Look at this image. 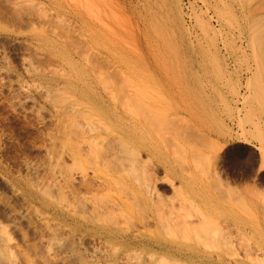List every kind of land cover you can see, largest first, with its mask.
Returning <instances> with one entry per match:
<instances>
[{
	"label": "rangeland",
	"instance_id": "rangeland-1",
	"mask_svg": "<svg viewBox=\"0 0 264 264\" xmlns=\"http://www.w3.org/2000/svg\"><path fill=\"white\" fill-rule=\"evenodd\" d=\"M263 35L264 0H0V264H174L164 249L143 246L126 259L98 226L104 218L150 237L159 234L145 208L155 219L196 218L180 187L218 205L221 224L233 210L245 235L264 237V110L246 99L258 68L264 86ZM61 90L83 99L55 101ZM93 106L159 146L176 173L171 186L153 168L159 200L144 190L141 168L128 165L131 153L109 137L88 140L106 136L85 115ZM235 241L226 253L216 241L204 249L264 264V252Z\"/></svg>",
	"mask_w": 264,
	"mask_h": 264
},
{
	"label": "bare ground",
	"instance_id": "bare-ground-1",
	"mask_svg": "<svg viewBox=\"0 0 264 264\" xmlns=\"http://www.w3.org/2000/svg\"><path fill=\"white\" fill-rule=\"evenodd\" d=\"M262 38H263V40H264V35L262 36ZM260 74V68H258L256 71H255V73H254V77L252 76V79L250 80V85L252 86V91H250V93H249V95H247L246 96V99H247V97H248V100H247V103H249V99H254L255 100V103L256 104H258L259 105V107H261V109H263L264 110V97H263V93H264V86H262V85H260L258 82H257V80H256V77L258 76ZM248 84V83H247ZM57 94V93H56ZM58 96H57V99H55V101H58L59 99H61V100H69V102L70 101H73V99L74 100H76V101H80L81 99H83V95H74V96H71L70 95V93H68L67 91H64V90H61L60 92L58 91V94H57ZM110 95V94H109ZM112 95V94H111ZM111 95L109 96V97H111ZM106 96H108V95H106ZM85 98L87 99V101L88 100H90V99H88L89 97L88 96H86L85 95ZM251 102V101H250ZM55 103V102H54ZM58 103V102H57ZM123 109V108H122ZM124 109H126V108H124ZM127 109H128V111H129V108L127 107ZM85 112V111H84ZM131 112V111H130ZM152 112V111H151ZM81 114H82V112H81ZM85 115L90 119V118H92V119H94L96 122H97V124H100L102 127H103V129H104V132H105V135L106 136H104V134H103V136H100V135H97V136H93V134H92V137H88V140L90 139V140H92V141H94V139H96V140H98L97 138L99 137L100 138V141L102 142V140H104L105 139V137H109V139H111V141H115V142H117L118 143V145L120 146V148H121V150L120 151H122V149L123 150H126L129 154L131 153V155H130V157H131V159H133L130 163H128L129 161H128V159H130V158H126V161H128V162H126V165H127V163H128V165L131 167V169L135 172V169H136V167H140L141 168V170L142 171H140V173L142 172L143 174H144V178H143V181L141 182L140 181V179H139V181L142 183V184H144L145 185V187H144V190L146 191V193H148L149 194V197L151 196H153V197H156L158 200L161 198V196L162 195H160L161 193H159L156 189H154L153 188V186H154V182H156L157 181V177L154 175V174H156L155 172L157 171V167H159L160 166V168H162V170L164 171V173H165V179L162 181L163 183H167V185L168 184H170L171 186H172V184H173V180L176 178V173H175V170H173L172 168H170V167H168L167 166V164L165 163L166 161L161 157V155H160V150H159V146L156 144V143H154L153 141H152V139H147L146 138V136H142L141 134H139L140 132H139V130H138V128L137 129H131L130 127H129V125H126V124H123V122H122V117H120L119 115H118V113H114V112H109L108 110H106L105 108H103V107H96V106H93V107H89L88 108V110H87V112H85ZM145 115V114H144ZM146 116V115H145ZM153 116V115H152ZM151 115H149V117L151 118L152 117ZM155 116V115H154ZM144 117V116H143ZM149 117H148V119H149ZM85 119V118H84ZM144 118H142V120H143ZM154 120L156 119V117H154L153 118ZM152 119V120H153ZM169 120V119H168ZM85 121V120H84ZM90 121H92V120H90ZM88 122V120H86V122L87 123H91V122ZM144 121V120H143ZM145 121H147V120H145ZM144 121V122H145ZM149 121V120H148ZM147 121V122H148ZM157 121V120H156ZM94 122V121H93ZM95 122V123H96ZM147 122H146V124H147ZM167 122H169V121H167ZM173 122V121H172ZM86 123V124H87ZM170 123H171V121H170ZM86 124H84V126L83 127H85V125ZM172 124H174V123H172ZM90 125V124H89ZM89 125L87 126V127H89ZM99 125V126H100ZM144 125V124H143ZM149 125V124H148ZM175 125V124H174ZM92 126H93V124H92ZM95 126V125H94ZM99 126H97V128H99ZM151 126V125H150ZM170 126H173V125H170ZM153 127H154V125H153ZM90 128V127H89ZM96 128V127H95ZM101 128V127H100ZM151 128V127H150ZM84 129V128H83ZM87 129V128H86ZM152 129V128H151ZM95 130V129H94ZM100 130V129H99ZM102 130V129H101ZM90 131V130H89ZM92 131V130H91ZM153 131V130H152ZM155 131V130H154ZM99 134V133H98ZM79 135V134H78ZM153 135V134H152ZM160 135V134H159ZM91 136V135H90ZM160 137H161V135H160ZM158 138V137H157ZM84 139V138H83ZM95 140V141H96ZM94 141V142H95ZM106 141H107V139H106ZM110 141V140H109ZM79 142V141H78ZM104 142V141H103ZM102 142V143H103ZM96 143H98V142H96ZM101 143V144H102ZM107 143H108V141H107ZM90 144H91V141H90ZM100 143H99V145H101ZM97 146V145H96ZM101 147H104V146H101ZM101 147H99L98 149H101ZM113 147H114V145H112V149H113ZM89 148H91V147H89ZM105 148H106V146H105ZM105 148H103V152H104V154H105ZM110 148V147H109ZM70 149V148H69ZM118 149V152H119V148H117ZM142 149H144L146 152H147V154H148V156H146L145 158H143V160L142 159H140V157H139V155H140V152H141V150ZM108 150V149H107ZM115 150H116V148H115ZM143 150V151H144ZM71 151V150H70ZM70 151H68V152H70ZM89 151V150H88ZM260 151V150H259ZM67 152V153H68ZM72 152V151H71ZM70 152V153H71ZM78 151H76V153H77ZM102 152V151H101ZM103 152L101 153V154H103ZM69 153V154H70ZM73 153V152H72ZM114 153V152H113ZM121 153V152H120ZM119 153V154H120ZM260 153V152H259ZM79 154L80 153H78L77 155L79 156ZM118 154V153H117ZM122 154V153H121ZM68 155V154H67ZM72 155V154H71ZM73 155H75V154H73ZM72 155V156H73ZM69 156V155H68ZM105 156V155H104ZM110 156V155H109ZM120 156V155H119ZM124 156H126V155H124ZM74 157V156H73ZM115 157H117L116 155H115ZM69 158V157H68ZM76 158V157H75ZM102 158H104V157H102ZM120 158V157H119ZM122 158V157H121ZM142 158V157H141ZM232 158H233V156H232ZM124 160H125V158H123ZM145 159V160H144ZM234 159L236 160V158L234 157ZM238 159H239V157H238ZM76 160V159H75ZM74 160V161H75ZM105 160V159H104ZM103 159H102V161H104ZM107 160V159H106ZM118 160V159H117ZM235 160H233V162H235ZM259 161H258V165L260 166V164L261 163H264V156L262 155V154H259V159H258ZM73 161V162H74ZM110 161V160H109ZM121 161V160H120ZM240 161H243V160H240ZM239 161V162H240ZM76 162H77V160H76ZM118 162H119V160H118ZM124 162V161H123ZM238 161H236L235 163H237ZM239 162L237 163L239 166H240V164H239ZM78 163V162H77ZM76 163V164H77ZM106 163V162H105ZM108 163V162H107ZM110 163V162H109ZM112 163V162H111ZM125 163V162H124ZM241 163V162H240ZM74 164V163H73ZM73 164L71 163V164H69L70 166H72L73 167ZM80 164V163H79ZM112 164H115V163H112ZM117 164V163H116ZM120 164V163H119ZM233 164V163H232ZM231 164V165H232ZM236 164V165H237ZM68 165V166H69ZM78 165V164H77ZM122 165V164H121ZM125 165V166H126ZM242 165V164H241ZM70 166H69V169H70ZM75 166V165H74ZM109 166H111V165H109ZM116 166V165H115ZM120 166V165H119ZM122 166H124V165H122ZM122 166H120L122 169H120V170H124V172L123 173H126L125 172V168L127 167H122ZM117 167H118V165H117ZM120 167H118V168H120ZM129 167V168H130ZM156 167V168H155ZM242 167V166H241ZM258 167V166H257ZM128 168V167H127ZM156 169L155 170V172L153 173V171H154V169ZM114 169V168H113ZM159 169V168H158ZM67 170H68V168H67ZM66 170V172H68ZM74 170H76V167H75V169ZM116 170V169H115ZM120 170L118 169L117 171H119L120 172ZM132 170H131V172H132ZM137 170V169H136ZM71 171V170H70ZM150 171V172H149ZM74 173V172H73ZM117 173V172H116ZM133 173V172H132ZM139 173V172H138ZM141 173V174H142ZM127 174V173H126ZM66 175H67V173H66ZM73 175V174H72ZM71 175V176H72ZM130 177V176H129ZM132 177H135V176H132ZM141 177H142V175H141ZM73 179H74V177H72ZM159 178V177H158ZM181 178V177H180ZM68 179H70L69 177H68ZM138 179L136 178L135 179V181H134V183H133V185H135L136 183H137V185L139 186V184H141L139 181H137ZM125 181V180H124ZM70 182H71V180H70ZM136 182V183H135ZM68 183H69V180H68ZM81 183V182H80ZM69 184H72V183H69ZM83 184V183H82ZM141 184V185H142ZM68 185V184H67ZM130 185V184H129ZM159 185V184H158ZM175 185V184H174ZM73 186V185H72ZM157 186V185H156ZM77 187V186H76ZM133 187V186H132ZM135 187H137V186H135ZM143 187V186H142ZM166 187V186H165ZM165 187H164V189H165ZM80 188V187H79ZM134 188V187H133ZM178 188V187H177ZM71 190H72V188H70ZM78 189V188H77ZM135 189V188H134ZM134 189H130V190H133L134 192L136 191V189L134 190ZM167 189V188H166ZM174 189V188H173ZM178 189H182L183 190V192H184V198L188 201V203H187V205L185 206V207H187V209L189 210V209H192V210H194V211H196V212H194L195 214L198 212V216L196 215L195 217L196 218H194V214H191V213H189V212H187V210L185 211V212H187V213H183V211H182V213L181 212H179V213H181V215L178 213V219H174L173 221L172 220H168V219H161V216H162V212H161V215L159 214V212H158V214L156 215V219L154 218L155 217V214L153 213L154 211L153 210H151V209H148V208H145V209H143V207H142V209H143V211H145V214H148V216H146V218L145 219H147L148 218V220H149V217H150V219H151V221H152V223H153V225H154V231L157 233V234H162L161 233V229L163 230V234H165V235H155L154 233H153V235L152 236H150V237H147V236H145L144 235V233L143 234H126V233H124V232H122V231H120V230H117V229H115L113 226H111V225H108L105 221H102V220H100L99 221V219H98V221H99V226H98V229H99V233H100V237H102V238H104L105 239V241L106 242H108V243H111L112 244V246H111V248L113 247V250H111L112 252L113 251H115L116 253L118 252V253H120V252H122L121 254H123V256H125L126 257V259H128L127 258V256H130V254L132 253V252H130V250L131 251H133V249L135 250V248L136 247H140V246H143V247H145V248H150V249H164V251H167V253L169 254L170 253V255L168 256L169 258H167V256H166V258H165V260L168 262H173L174 264H247L246 263V261H243V259L242 260H237V258H235V260H233L231 263H229L228 261H227V258L225 259V255L223 256V255H220V254H218V249L216 248V250H217V254H216V256H213L212 255V253H210L209 251H207V250H205L204 248H206V247H218L217 246V244L216 245H214V242L215 243H217L218 242V244L219 245H222L223 243L224 244H226V245H224L223 244V247L224 246H228V247H230V248H232V246H233V248L235 247L234 246V242L233 241H235L237 238H238V244H243V248H244V245H245V247H248V248H246L247 250L248 249H251L252 247H253V249L255 250V249H257V250H260L261 252H264V237H261V236H259V235H257V234H251V236L250 235H248L247 236V234L245 235V233H244V231H243V228H242V226H241V224H240V220H239V217L238 216H236V213L233 211V210H231V211H229L228 212V217H227V219L229 220L228 222H231V223H229V224H221L220 223V218H217L216 217V215L217 214H219L220 215V210H219V206L217 205V206H215V205H208L209 204V202H208V204L207 203H203L201 200L202 199H200V197H198V195H196L195 193H192V192H190V191H188V189L186 190V188L185 187H180V188H178ZM229 189H231V188H229ZM229 189H227V190H229ZM140 190V189H139ZM182 190H181V192H182ZM69 191V190H68ZM73 191H75V190H73ZM131 192L132 194L134 193V192ZM144 191V192H145ZM160 191V190H159ZM175 191H177V190H175L174 189V191H173V194H175L176 192ZM180 191V190H179ZM233 190H231L230 192H232ZM164 192V191H163ZM171 192H172V190H171ZM175 192V193H174ZM229 192V191H228ZM234 192V191H233ZM69 193V192H68ZM140 193V192H139ZM70 194V193H69ZM68 194V195H69ZM74 194V193H73ZM77 194H78V192H77ZM77 194H75V196L77 195ZM147 194V195H148ZM179 195H180V193H178ZM229 194H231V193H229ZM233 194V193H232ZM134 195H135V193H134ZM140 195V194H139ZM138 195V196H139ZM175 195H177V194H175ZM171 196L173 197V195L171 194ZM77 197V196H76ZM79 197H81V196H79ZM135 197V196H134ZM170 197V196H169ZM172 197H170V198H172ZM176 197V196H175ZM174 197V198H175ZM136 198V197H135ZM135 198H130L131 200H133L134 201V199ZM141 198V197H140ZM139 198V199H140ZM145 198V196L142 198V199H144ZM74 199V198H73ZM80 199H82V198H79V200ZM136 199H138V198H136ZM138 199V200H139ZM169 199V198H168ZM167 199V200H168ZM180 199V198H179ZM70 200V199H69ZM77 200V199H76ZM145 200V199H144ZM153 200V199H152ZM162 200V199H161ZM166 200V201H167ZM184 200V199H183ZM81 201V200H80ZM85 202H86V200H84ZM140 201V200H139ZM157 201V200H156ZM165 201V200H164ZM163 201V202H164ZM169 201V200H168ZM67 202V201H66ZM83 202V201H82ZM84 202V203H85ZM132 202V201H131ZM159 202V201H158ZM163 202H162V204H163ZM177 202H180L181 203V201H177ZM206 202V201H205ZM81 203V202H80ZM165 203V202H164ZM170 203V202H169ZM184 203V202H183ZM182 203V204H183ZM132 204H134V203H132ZM166 204V203H165ZM173 204V203H172ZM178 205H179V203H177ZM234 204V203H233ZM232 204V205H233ZM166 205H168V204H166ZM166 205H164V206H166ZM176 205V204H175ZM181 205V204H180ZM235 205V204H234ZM71 206V205H70ZM85 206V205H84ZM137 206V205H136ZM160 206V205H159ZM171 206V205H170ZM73 207V206H72ZM161 207H162V205H161ZM160 207V208H161ZM173 207V206H172ZM236 207H237V205H236ZM116 208H118V206H116ZM153 208L155 209L156 207H155V205L153 206ZM164 208V207H163ZM170 208V207H169ZM174 208V207H173ZM181 208H183L182 206H181ZM103 209V208H102ZM101 209V210H102ZM110 209V208H109ZM141 209V210H142ZM171 209V208H170ZM178 209H180V207L178 208ZM231 209V208H230ZM96 210H98V209H96ZM100 210V212L101 213H103V211L104 210H108V209H106V208H104V210L103 211H101ZM118 210V209H117ZM156 210H158V209H156ZM172 210V209H171ZM181 210H184V208L183 209H181ZM72 211V210H71ZM122 211V210H121ZM167 211V210H166ZM174 211V213L176 212L175 210H173ZM179 211V210H178ZM111 212V211H110ZM98 213V212H97ZM105 213V212H104ZM103 213V214H104ZM114 213H115V211H114ZM144 213V212H143ZM156 213H157V211H156ZM166 213H168V212H166ZM173 213V212H172ZM73 214H74V212H73ZM113 214V213H112ZM116 214V213H115ZM114 214V215H115ZM169 214H170V212H169ZM177 214V213H176ZM72 215V214H71ZM109 215H111V214H109ZM113 215V216H114ZM104 216V215H103ZM102 216V217H103ZM108 216V215H107ZM112 216V215H111ZM110 216V217H111ZM112 216V217H113ZM97 217V216H96ZM101 217V216H100ZM167 217V216H166ZM173 217V216H172ZM175 217V216H174ZM173 217V218H174ZM106 218V217H105ZM107 218H109V217H107ZM106 218V219H107ZM143 218V220H145L144 219V216L142 217ZM163 218V217H162ZM165 218V217H164ZM167 218H169V217H167ZM173 218H171V219H173ZM71 219V218H70ZM97 219V218H96ZM96 219L94 220V221H96ZM116 219V218H115ZM170 219V218H169ZM71 220H73V219H71ZM91 220V219H90ZM113 221H114V219H113ZM113 221H111V222H113ZM71 222V221H70ZM109 222V221H108ZM146 222V221H145ZM72 223V222H71ZM74 223V222H73ZM117 223H119L118 221H117ZM144 223V222H143ZM149 223H150V221H149ZM113 225H114V223H113ZM117 225V224H116ZM226 225H228V226H226ZM229 225H230V227H232V228H234L235 230L234 231H236V234H238V237L236 238V239H234L233 238V236H231V234L228 232V230L226 231V230H224L223 228H227V227H229ZM66 228V227H65ZM231 228V229H232ZM119 229V228H118ZM227 229H229V228H227ZM123 230V229H122ZM230 230V229H229ZM75 231H76V229H75ZM78 231V230H77ZM80 231V230H79ZM231 231V230H230ZM243 231V232H242ZM152 232V231H151ZM74 233V232H73ZM229 233V234H228ZM228 234V235H227ZM234 239V240H232V238ZM8 237V236H7ZM79 237V236H78ZM259 237V238H258ZM7 239H5L4 241L5 242H3V246H4V248H9V245H8V240L6 241ZM104 241V242H105ZM235 242H237V241H235ZM104 244V243H103ZM237 244V243H236ZM107 245V244H106ZM200 245H202V246H200ZM142 247V248H143ZM208 247V248H209ZM228 247L227 248H222V246H221V251H222V253L224 252V253H226L225 252V250L227 251V249H228ZM238 247V246H237ZM240 248L242 247L241 245L239 246ZM239 248V249H240ZM116 249V250H115ZM224 249V250H223ZM238 249V248H237ZM245 249V250H246ZM138 250V249H137ZM136 250V251H137ZM215 250V249H214ZM244 250V251H245ZM249 252L248 253H250L251 254V252L250 251H252V249L251 250H248ZM129 252H130V254H129ZM134 252V251H133ZM160 252V251H159ZM215 252V251H214ZM257 253H258V251H256ZM111 253V252H110ZM228 254H230V253H228ZM237 254H238V252H237ZM236 254V255H237ZM111 255V254H110ZM233 255H235V254H233ZM249 255V254H248ZM124 258V257H123ZM111 260V259H110ZM120 260V259H119ZM123 260V259H122ZM125 260V259H124ZM162 260V259H161ZM163 260H164V258H163ZM247 260V259H246ZM248 260H249V257H248ZM263 260V259H262ZM261 260V261H262ZM114 261V260H113ZM126 261V260H125ZM250 261V260H249ZM115 262V261H114ZM164 262V261H163ZM166 262V263H167ZM110 264H111V262H110Z\"/></svg>",
	"mask_w": 264,
	"mask_h": 264
}]
</instances>
